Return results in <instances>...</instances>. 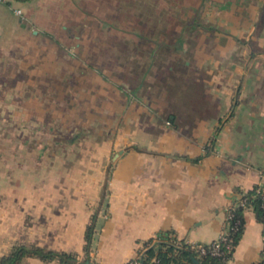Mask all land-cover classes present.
Masks as SVG:
<instances>
[{
  "label": "crops",
  "instance_id": "1",
  "mask_svg": "<svg viewBox=\"0 0 264 264\" xmlns=\"http://www.w3.org/2000/svg\"><path fill=\"white\" fill-rule=\"evenodd\" d=\"M28 10L23 18L11 10L14 18L0 21V256L24 244L76 254V264H124L140 261L143 242L160 232L192 244L216 240L229 206L264 172V3L247 37L236 36L242 44L236 58L201 65L205 76L190 75L187 90L161 78L151 82L160 85L157 97L138 96L140 102L118 87L130 98L118 113L111 103L116 91L63 74L59 121L49 105L54 91L35 84L43 77L53 82L54 66L63 61L30 52L43 36L54 39L71 28L31 29L25 23L41 17ZM81 45L60 43V49ZM100 81L117 87L105 76ZM89 98L94 110L86 107ZM243 220L231 262L257 263L264 224L252 209ZM21 264L60 263L25 257Z\"/></svg>",
  "mask_w": 264,
  "mask_h": 264
},
{
  "label": "rangeland",
  "instance_id": "2",
  "mask_svg": "<svg viewBox=\"0 0 264 264\" xmlns=\"http://www.w3.org/2000/svg\"><path fill=\"white\" fill-rule=\"evenodd\" d=\"M222 1L224 0H21L15 5L22 10L29 9L28 11L41 17L39 23H25L31 29L50 25L55 28L62 25L71 28L69 34L55 32L53 38L56 41L43 36L38 41L37 49L30 52L34 59L45 57L47 60L63 61V68L54 66L53 82H46L47 78L43 77L35 84L41 92L54 91L50 94L52 99L49 105L56 110L59 121L63 96L60 93V82L63 74L76 79L78 73L79 78L85 80V86L90 84V87L94 86L101 92L116 91L117 96L111 93V103L115 102L119 113L128 105L130 98L127 99L126 94L118 89L121 87L124 91H133L132 101L139 100V97H157L160 85L153 86L151 82L161 80L167 74L171 75L167 67L171 66L169 64L173 59L189 61V76L199 77L205 76L206 67L202 66L208 64V61L236 58L238 50L242 48L236 36L244 39L247 37L244 34L250 29V19L254 11L259 10L262 1L243 0L232 3L228 8L217 9L216 4ZM0 10L3 15L0 17L1 22L14 18L11 10L1 7ZM193 17L200 20L201 26L190 29L188 22ZM77 31L80 33L78 36H81L79 40L74 38ZM178 39L183 40L181 49L176 48ZM76 41L82 44L79 50L60 49V43L72 44ZM43 44L48 46L46 52L41 49ZM177 66L176 73L179 74L184 67L180 64ZM39 69L38 73L41 74L43 68L40 69L41 72ZM101 76L116 82V89L111 83H102ZM147 89L149 95L145 93ZM90 98L93 100L92 95ZM90 98L85 100L86 107L94 110L95 107L92 106L95 102ZM101 100L106 107L109 105L110 98ZM137 104L139 105L138 101Z\"/></svg>",
  "mask_w": 264,
  "mask_h": 264
},
{
  "label": "trees",
  "instance_id": "3",
  "mask_svg": "<svg viewBox=\"0 0 264 264\" xmlns=\"http://www.w3.org/2000/svg\"><path fill=\"white\" fill-rule=\"evenodd\" d=\"M243 0H224L217 5V9L228 8L232 3H238ZM264 3V0H261ZM215 7L216 6H212ZM200 6H198V9ZM188 26L190 29L201 26V22L197 17H193L189 20ZM212 28V26H210ZM177 49H181L183 43L182 39H178ZM152 52V51H151ZM150 52V54H151ZM152 62V58L149 59ZM167 70L171 73L170 76H162L164 80H176L182 85V90L188 89L189 79V61L180 62L178 59L171 61ZM183 66V71L179 74L176 73L177 65ZM175 68V70H174ZM174 85L175 83H171ZM244 193V197L247 198L248 206L256 212L257 218L264 224V211L260 206V201L255 195L253 189L241 192ZM228 210L233 214V218L229 220L230 224H235L238 220L237 229L235 231L227 232V240L219 241V254H212L209 250L214 241L210 243H188L184 240L178 239L172 231H164L157 234L155 237L148 239L143 242L142 251V264H193L192 258L198 259L202 264H233L232 255L234 249L240 239L243 231V208L238 205V202L234 200L229 206ZM94 233L93 221L86 227L85 231V251L87 252L90 248ZM197 246L203 247L206 252L200 253ZM25 257H37L44 262L57 260L60 264H76V254L68 253L64 251H54L50 249H44L36 245H24L16 244L12 247L10 252L6 255L0 256V264H21ZM253 264H264V246L261 251V258L257 263Z\"/></svg>",
  "mask_w": 264,
  "mask_h": 264
},
{
  "label": "built area",
  "instance_id": "4",
  "mask_svg": "<svg viewBox=\"0 0 264 264\" xmlns=\"http://www.w3.org/2000/svg\"><path fill=\"white\" fill-rule=\"evenodd\" d=\"M18 0H0V4H5L7 6L10 7V9L12 10V12L19 18H23L24 13L23 10L16 6L15 3ZM255 195L257 196V198L260 201V206L262 208V210L264 211V172H260L259 173V180L256 183V185L253 188ZM238 202V205L240 207L243 208V211L246 209H251L250 206H248V202H247V198L244 197V193H240L237 195L236 199ZM233 218V214L227 209L226 211V220H225V224H224V228L222 233L219 235V237L214 240L211 249L209 250L212 254H219V241H226L227 240V232L229 231H235L237 229V224H238V220L235 221V224H230L229 220ZM197 249L199 250L200 253H205L206 250L201 247V246H197ZM124 264H141L140 261H138L137 259H133V260H129L127 262H125Z\"/></svg>",
  "mask_w": 264,
  "mask_h": 264
},
{
  "label": "water",
  "instance_id": "5",
  "mask_svg": "<svg viewBox=\"0 0 264 264\" xmlns=\"http://www.w3.org/2000/svg\"><path fill=\"white\" fill-rule=\"evenodd\" d=\"M104 186H105V184H104ZM191 260H192V263H193V264H202V263H200V262L198 261V259H196V258H194V257H193ZM142 262H143V259L141 258V259H140V263L142 264ZM86 264H92V263L87 262Z\"/></svg>",
  "mask_w": 264,
  "mask_h": 264
}]
</instances>
